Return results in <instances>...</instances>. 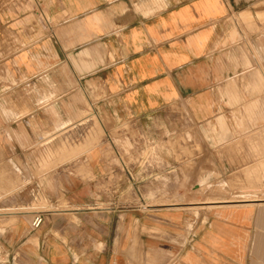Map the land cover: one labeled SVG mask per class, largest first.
Returning <instances> with one entry per match:
<instances>
[{
	"label": "crops",
	"instance_id": "1",
	"mask_svg": "<svg viewBox=\"0 0 264 264\" xmlns=\"http://www.w3.org/2000/svg\"><path fill=\"white\" fill-rule=\"evenodd\" d=\"M173 107L225 173L264 174V0H0V207H22L0 264H264L253 207L188 232L98 194L104 127H178Z\"/></svg>",
	"mask_w": 264,
	"mask_h": 264
},
{
	"label": "rangeland",
	"instance_id": "2",
	"mask_svg": "<svg viewBox=\"0 0 264 264\" xmlns=\"http://www.w3.org/2000/svg\"><path fill=\"white\" fill-rule=\"evenodd\" d=\"M158 117L173 118L174 123L179 119V125L171 127L170 121L165 125L158 122L148 125V133L156 130L158 133L155 141L146 142L142 148L137 137L127 136L130 127L126 123L104 127L110 139L104 136L102 142L104 159L110 167L114 165L115 170L109 168L103 175L98 194L128 208H174L184 213L188 232L202 225L207 214L216 208L241 209L239 216L242 217L253 207L257 218H264V174L225 173L223 167H219L217 146L208 144L198 126L188 125L184 108L173 107ZM97 129L102 135V129ZM96 141L95 144L99 142ZM237 200H251L245 202L251 205L233 206L241 204ZM203 202L214 205L206 206L208 203ZM2 209L20 210L22 207H0V211ZM258 226L263 231L259 234V245L264 246V221L258 222ZM145 258L142 257L139 264H155L151 255Z\"/></svg>",
	"mask_w": 264,
	"mask_h": 264
},
{
	"label": "built area",
	"instance_id": "3",
	"mask_svg": "<svg viewBox=\"0 0 264 264\" xmlns=\"http://www.w3.org/2000/svg\"><path fill=\"white\" fill-rule=\"evenodd\" d=\"M126 133H127V136H131V135L128 134V131ZM147 133L148 132H146L145 130H141L138 127H136L135 133L132 134L133 136L137 137L136 139L138 141H140L142 143L141 148L143 147V145L146 142L155 141L156 133L155 132H149L148 134ZM130 140H131V138H130ZM126 171L128 173H130V171L127 170V168H126ZM40 221H41V216L39 214L35 215V217L31 221V227H37L39 225Z\"/></svg>",
	"mask_w": 264,
	"mask_h": 264
},
{
	"label": "bare ground",
	"instance_id": "4",
	"mask_svg": "<svg viewBox=\"0 0 264 264\" xmlns=\"http://www.w3.org/2000/svg\"><path fill=\"white\" fill-rule=\"evenodd\" d=\"M254 194H252L251 196H253ZM254 198H255V196H254ZM254 198H252V199H254ZM258 198H261V197H258ZM263 198V197H262ZM242 199V198H241ZM250 199V198H249ZM237 201H240V203L241 204H232L233 206H246L247 207V205H251V203L250 204H246L245 202L246 201H251V200H237ZM217 202V201H216ZM221 202V201H220ZM229 202V201H228ZM202 203V202H201ZM203 203H208L206 206H213L214 204H212L213 202H203ZM210 203V204H209ZM262 203V202H261ZM227 204V203H226ZM229 204V203H228ZM227 204V205H228ZM231 204V203H230ZM175 205V204H174ZM217 205H221V204H217ZM225 205V204H224ZM199 206H201V205H199ZM222 206V205H221ZM180 207V206H179ZM187 207H189V206H187ZM247 209V208H246ZM249 209V208H248ZM244 215H247V214H244Z\"/></svg>",
	"mask_w": 264,
	"mask_h": 264
}]
</instances>
